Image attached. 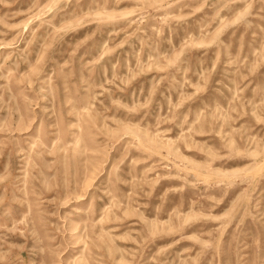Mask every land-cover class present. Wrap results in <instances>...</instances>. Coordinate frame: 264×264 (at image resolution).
Wrapping results in <instances>:
<instances>
[{
    "label": "rangeland",
    "instance_id": "obj_1",
    "mask_svg": "<svg viewBox=\"0 0 264 264\" xmlns=\"http://www.w3.org/2000/svg\"><path fill=\"white\" fill-rule=\"evenodd\" d=\"M0 264H264V0H0Z\"/></svg>",
    "mask_w": 264,
    "mask_h": 264
}]
</instances>
